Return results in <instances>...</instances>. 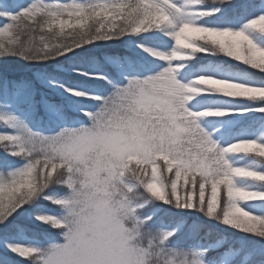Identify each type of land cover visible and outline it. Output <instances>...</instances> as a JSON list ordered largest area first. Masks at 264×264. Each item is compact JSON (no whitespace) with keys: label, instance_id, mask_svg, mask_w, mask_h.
<instances>
[{"label":"snow or ice","instance_id":"6c2138e0","mask_svg":"<svg viewBox=\"0 0 264 264\" xmlns=\"http://www.w3.org/2000/svg\"><path fill=\"white\" fill-rule=\"evenodd\" d=\"M244 6L239 0H0V58L62 66L59 59L75 57L78 49L129 36L137 38L136 50L162 65L153 69L136 56L106 58L110 70L98 62L70 65L81 78L103 83L107 93L61 83L69 99H93L98 107L79 109L83 120L51 134L0 115L20 129L0 132V149L22 161L0 167V232L22 228L13 214L44 199L56 210L34 220L59 237L47 245L8 243L11 253L30 264H213L207 249L171 244L173 232L158 235L151 217L140 212L145 198L264 238V216L242 206L264 201V190L249 186L264 184V131L221 144L213 136L221 135L219 128L199 123L264 113V83L235 75L243 65L264 79V6L239 27L205 20ZM151 39L162 46H149ZM198 55L229 63L209 67L196 63ZM211 95L255 106L191 110L197 97ZM27 99L14 91L4 102Z\"/></svg>","mask_w":264,"mask_h":264},{"label":"trees","instance_id":"16d2710c","mask_svg":"<svg viewBox=\"0 0 264 264\" xmlns=\"http://www.w3.org/2000/svg\"><path fill=\"white\" fill-rule=\"evenodd\" d=\"M29 0H22L27 4ZM245 6L235 12L229 11L225 14L216 13L214 17H208L206 21L212 26L233 25L239 27L246 20L253 18L260 13L264 6V0H239ZM222 11L223 7L221 6ZM205 22L202 20L201 23ZM2 23V21H0ZM137 38L126 36L120 41H108L99 43L96 46H87L86 50L81 52L77 50L75 57L69 54L68 59L60 58L59 64L55 61H46L43 63H28L15 56H6L0 58V110L10 111L16 121L25 125L33 132L42 134H51L58 130V127L73 121L84 119L79 109L93 111L98 107V101L85 97H72L61 95L56 89L50 86L77 87L94 95H103L107 93L106 86L99 82H90L87 77L81 78L76 71H70L69 66L76 64L81 68H90L91 64L98 62L105 68L111 69L106 58H124L136 56L145 65L156 69L161 62L154 61L147 54L139 52L134 47ZM170 45V41L168 42ZM149 46H162L158 41L151 39L147 41ZM202 55V54H200ZM196 58V63L212 64L225 63L226 58L205 57ZM231 63L235 66V62ZM240 71L235 73L236 77L244 79L246 82H261L258 74L247 69L245 66H239ZM249 73V75H245ZM54 77V80L49 79ZM14 91H19L21 95L27 96L24 103H5L11 98ZM223 101L237 108L254 107V103L246 100H233L223 97ZM264 114V113H257ZM1 115V114H0ZM71 117L66 120V117ZM264 115L253 116L251 118L238 119L236 129L245 130L248 133L245 138H250L258 126L263 127ZM211 119V118H209ZM218 121V120H213ZM215 128L216 123L211 125ZM206 129V128H205ZM208 130V129H206ZM223 130V129H220ZM20 131L19 128L9 127L0 121V132ZM220 133H222L220 131ZM217 133H215L214 138ZM219 143L222 144L218 140ZM255 162V161H254ZM22 161L19 158L7 155L3 149H0V167L18 166ZM258 190H264V184L255 183ZM52 191H60L53 189ZM144 206L140 212L145 217H151L148 223L156 230L158 235L165 232H173L174 236L170 238V243L185 247L187 244L207 246L219 245V250L208 254L213 264H221L224 253H230L232 260L226 264H264V238L258 235L247 234L238 231L233 227L225 226L220 222L208 219L205 215L194 211L179 209L171 204H164L159 201H153L145 198ZM246 210L255 215L264 216V201H250L244 204ZM55 206L47 200L38 199L34 205H25L13 214L12 222L14 225H21L22 228H13L0 232V257L5 258V264H30L11 253L7 247L8 243L27 244L30 246L47 245L53 241H58L59 237L54 230L46 225H40L34 220V215L44 211H55Z\"/></svg>","mask_w":264,"mask_h":264},{"label":"rangeland","instance_id":"374dc122","mask_svg":"<svg viewBox=\"0 0 264 264\" xmlns=\"http://www.w3.org/2000/svg\"><path fill=\"white\" fill-rule=\"evenodd\" d=\"M208 4H211V0H208ZM208 18V17H207ZM205 18V20L207 19ZM243 24V23H242ZM241 24V25H242ZM146 54V53H145ZM227 60V58H226ZM229 63V61H227ZM198 64H201L200 62H197ZM233 63V62H230ZM51 89H57L61 95H67L63 89H59L58 87L55 86H50ZM223 97L222 96H218V95H211V96H205L203 98L201 97H197L194 101L191 102V110L193 111H202V110H206V109H227V108H237L236 106L230 105L227 102L222 100ZM2 115H9L10 113L5 111V110H1L0 111ZM258 112H248L244 115H240V114H233L229 117H224V118H216V117H203L200 119L199 123L201 124L202 127L206 128V129H217L219 128V131H221V135H217L215 137H217V139L222 142V144H226V143H231L234 139H247L245 138V135L248 133L247 131H245L244 129H236V123L237 121H239L238 119H244V118H251L253 116H260V115H264V114H257ZM264 117V116H263ZM211 118V119H209ZM213 120H218L213 121ZM213 123H216L215 128H213L211 125ZM222 126V127H220ZM262 128L263 127H258L257 130L255 132H253L252 136L248 139L251 138H255L256 136H258L261 132H262ZM223 129V130H220ZM213 135H215V132L213 133ZM249 160L251 158H248ZM248 161L245 160V163H247ZM253 163L255 164L256 162L253 161ZM250 187H252L254 190H258L257 186L255 185V183H252L249 185ZM257 201V200H256ZM244 207V205H242ZM246 209V208H245ZM248 234V233H247ZM206 244L203 245H197V246H191L193 247L194 250H203V249H207V255L215 252L217 250H219V245H214V246H205ZM190 246V245H189ZM187 246V247H189ZM232 260V255L230 253H224L222 256V260H221V264H226L228 261ZM26 261V260H24ZM29 262V261H26Z\"/></svg>","mask_w":264,"mask_h":264}]
</instances>
